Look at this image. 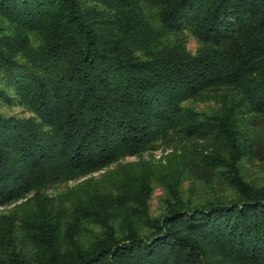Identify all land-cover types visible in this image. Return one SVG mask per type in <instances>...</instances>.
Returning a JSON list of instances; mask_svg holds the SVG:
<instances>
[{
  "label": "trees",
  "instance_id": "1",
  "mask_svg": "<svg viewBox=\"0 0 264 264\" xmlns=\"http://www.w3.org/2000/svg\"><path fill=\"white\" fill-rule=\"evenodd\" d=\"M0 264H264V0H0Z\"/></svg>",
  "mask_w": 264,
  "mask_h": 264
},
{
  "label": "rangeland",
  "instance_id": "2",
  "mask_svg": "<svg viewBox=\"0 0 264 264\" xmlns=\"http://www.w3.org/2000/svg\"><path fill=\"white\" fill-rule=\"evenodd\" d=\"M189 46L192 48V49H195V46H196V43L194 41H191ZM171 149H163V148H159V149H156V150H151V151H146L144 152L142 158L143 160H148L149 163H156V164H159L160 161L162 162H165L166 160V156L168 155V152H170ZM139 157L137 156H129L125 159V161H139ZM99 173H96L95 175H98ZM73 182H71L72 184ZM195 186V190L198 191L199 193H203V191L205 189H208L210 188L209 185H206L205 183L201 182V181H194L192 179H190L189 177L188 178H185L183 180V188L185 190H187L189 192V189L191 187H193V185ZM65 187V186H62V188ZM167 188L164 187V185H161V184H156L155 185V188H154V191H153V194L150 198V201H149V209H150V212L153 214V215H156L158 213L161 212L165 202H164V199H165V196L167 194Z\"/></svg>",
  "mask_w": 264,
  "mask_h": 264
}]
</instances>
